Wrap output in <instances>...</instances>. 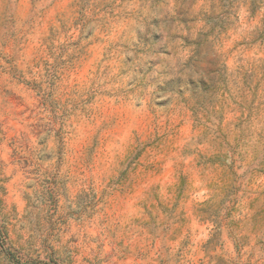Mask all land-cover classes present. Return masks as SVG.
I'll return each mask as SVG.
<instances>
[{
	"label": "rangeland",
	"instance_id": "rangeland-1",
	"mask_svg": "<svg viewBox=\"0 0 264 264\" xmlns=\"http://www.w3.org/2000/svg\"><path fill=\"white\" fill-rule=\"evenodd\" d=\"M0 264H264V0H0Z\"/></svg>",
	"mask_w": 264,
	"mask_h": 264
}]
</instances>
